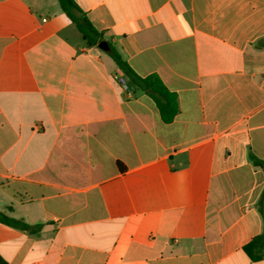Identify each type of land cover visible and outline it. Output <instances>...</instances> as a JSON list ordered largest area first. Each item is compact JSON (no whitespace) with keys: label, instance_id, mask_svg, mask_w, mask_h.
<instances>
[{"label":"crops","instance_id":"0c3cea01","mask_svg":"<svg viewBox=\"0 0 264 264\" xmlns=\"http://www.w3.org/2000/svg\"><path fill=\"white\" fill-rule=\"evenodd\" d=\"M74 1L178 110L124 89L57 0H0V210L39 224L0 221V261L264 264V0Z\"/></svg>","mask_w":264,"mask_h":264},{"label":"trees","instance_id":"16d2710c","mask_svg":"<svg viewBox=\"0 0 264 264\" xmlns=\"http://www.w3.org/2000/svg\"><path fill=\"white\" fill-rule=\"evenodd\" d=\"M57 1L62 11L72 21V23L80 32L86 43L91 45H97V43L102 39V34L93 27V25L87 19L85 14L80 10L75 1ZM254 43L256 46H263L264 36L258 38ZM107 45L108 48L106 49V53L113 59L115 64L122 71V74L125 76V78L129 80L136 88L145 92L151 97L156 107L158 108L162 120H172L178 110L175 93L166 88V86L163 84L162 80L157 74L150 73L142 76L136 73L133 68L126 62V60L122 58L120 53L110 42H107ZM249 158L254 164L259 165L262 168L264 174V160L255 157L253 154H249ZM263 192L264 189L257 201V209L263 219V229L259 234L254 236V238H252V240L248 244L244 246V249L256 243L260 244V246H264V214L262 208ZM0 221L15 228L24 229L28 232H34L39 227V224H29L25 222L22 218L8 216L2 210H0ZM262 251L263 250H257L254 255H251V258H260L262 256ZM0 264H4V262L0 261Z\"/></svg>","mask_w":264,"mask_h":264},{"label":"built area","instance_id":"2783aa9c","mask_svg":"<svg viewBox=\"0 0 264 264\" xmlns=\"http://www.w3.org/2000/svg\"><path fill=\"white\" fill-rule=\"evenodd\" d=\"M117 80L119 81V83L121 84V86H122L124 89H127V88H128L127 79L125 78V76H124L123 74L117 76Z\"/></svg>","mask_w":264,"mask_h":264},{"label":"water","instance_id":"95a60500","mask_svg":"<svg viewBox=\"0 0 264 264\" xmlns=\"http://www.w3.org/2000/svg\"><path fill=\"white\" fill-rule=\"evenodd\" d=\"M98 47H100L101 49L103 50H106L108 48V45H107V42L104 41V40H100L98 43H97Z\"/></svg>","mask_w":264,"mask_h":264}]
</instances>
